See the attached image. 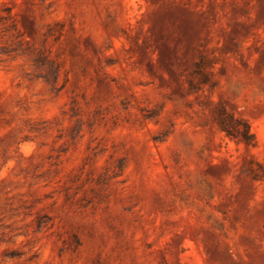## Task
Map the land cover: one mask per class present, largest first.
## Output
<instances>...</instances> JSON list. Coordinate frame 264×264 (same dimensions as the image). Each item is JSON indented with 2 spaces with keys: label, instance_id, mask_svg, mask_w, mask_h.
Masks as SVG:
<instances>
[{
  "label": "rangeland",
  "instance_id": "rangeland-1",
  "mask_svg": "<svg viewBox=\"0 0 264 264\" xmlns=\"http://www.w3.org/2000/svg\"><path fill=\"white\" fill-rule=\"evenodd\" d=\"M250 160L264 0H0V264H264Z\"/></svg>",
  "mask_w": 264,
  "mask_h": 264
},
{
  "label": "trees",
  "instance_id": "trees-1",
  "mask_svg": "<svg viewBox=\"0 0 264 264\" xmlns=\"http://www.w3.org/2000/svg\"><path fill=\"white\" fill-rule=\"evenodd\" d=\"M208 61L205 57L200 56L194 63L188 84L192 90H199L202 85H211L212 82L206 71ZM215 124L220 132H222L230 140L244 143L247 146H254L256 138L251 130L249 123L245 119L236 118L227 112L222 106L217 107L213 111ZM244 173L254 180L264 179V168L256 161H248L244 167Z\"/></svg>",
  "mask_w": 264,
  "mask_h": 264
}]
</instances>
